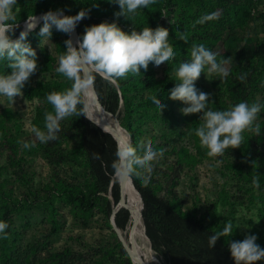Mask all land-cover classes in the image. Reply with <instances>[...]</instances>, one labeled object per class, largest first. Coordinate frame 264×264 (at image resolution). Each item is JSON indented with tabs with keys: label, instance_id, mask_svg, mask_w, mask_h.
Segmentation results:
<instances>
[{
	"label": "rangeland",
	"instance_id": "rangeland-1",
	"mask_svg": "<svg viewBox=\"0 0 264 264\" xmlns=\"http://www.w3.org/2000/svg\"><path fill=\"white\" fill-rule=\"evenodd\" d=\"M48 1L56 10L61 9L60 3L68 0ZM45 2L17 0L14 6L16 23L25 20L24 16L32 10L43 12ZM260 6L261 2L255 0L252 16L235 34L230 30L222 35L197 34L198 38H208L209 44L199 43L197 39L188 44L190 48L203 44L217 53V61H229L225 65L229 71L226 78L207 75L205 69V75L202 73L196 82L198 89L211 94L208 107L226 110L239 102L260 103L261 111L253 124V128L259 125V135L255 131H245L239 148L226 149L222 157H208L195 136V129L202 124L200 114L183 115L180 109L186 105L168 99L169 93L161 99L166 105L162 113L156 105L147 115L137 112L133 125L145 146L150 144L157 152L163 150V156L153 162L151 174L159 183L158 195H167L171 178L180 168L172 187L183 200L184 210L196 209L216 231H222L231 221L232 236H225L228 241L242 240L249 233L257 235L256 243L264 248V63L259 60L264 51V10ZM163 17L172 22L175 13L164 10ZM66 39V34L53 30L51 39L35 36L28 40L37 52L38 71L26 85L43 83L47 91L54 86L57 92L71 86L70 81L56 72L59 56L65 52L63 42ZM190 51L175 53L173 60L159 67L153 64L156 77L175 78L174 69L190 60ZM240 63L249 65L257 74V80L251 86L247 83L245 91L233 87L239 80ZM25 89L26 86L22 89L23 95L16 97L14 103L0 96V197L16 205L9 238L11 247L5 252L0 241V264H129L118 240L128 254L129 251L114 221L111 224L104 211L106 202L99 198L97 206L86 212L69 204L62 192L65 186H82L93 181L85 153L79 148L76 115L62 120L60 126L63 128L59 132L73 126L76 135L40 143L31 127L44 130V123H37L38 109L44 104L50 112L53 109L46 100L47 95L30 98ZM143 94L147 96L150 91L144 90ZM25 142L34 143V146L25 148ZM138 154L142 155L143 149ZM217 160L221 163L217 164ZM176 167L177 170H173ZM254 177L259 181V188L252 183ZM158 256L163 264H171L160 254Z\"/></svg>",
	"mask_w": 264,
	"mask_h": 264
},
{
	"label": "clouds",
	"instance_id": "clouds-1",
	"mask_svg": "<svg viewBox=\"0 0 264 264\" xmlns=\"http://www.w3.org/2000/svg\"><path fill=\"white\" fill-rule=\"evenodd\" d=\"M156 0H115L120 11L114 16L128 18L138 9L148 8ZM17 0H0V59L7 61L11 70L6 75H0V96L7 97L11 102L22 96V89L29 82L30 77L38 71V56L36 50L27 42L29 32L40 26L38 36L51 39L53 29L66 34L69 38L63 43L65 52L59 56L56 72L71 82V86L62 92L53 91L46 96L47 102L52 106L53 112L44 114V130L32 126L31 132L40 143H48L57 139L61 131L60 122L73 115L84 116L92 120V113L86 98L95 97L94 80L99 76L105 81L115 83L128 74L139 75L141 69L147 72L149 64L159 67L168 63L175 57L174 47L169 43V30L157 26L155 29L144 27L137 31H123L116 22L107 21L85 26L82 35L73 39L77 25L89 17L90 9H81L76 15H65L64 9L48 10L29 20L38 21L31 28H23L19 36L13 38L20 24L16 23L14 6ZM218 19V13L205 14L195 21L204 24ZM187 43V37L179 34L178 37ZM40 43V40H39ZM228 60L217 61V53L207 49L203 44L192 45L190 60L182 62L174 69L175 86L169 89L168 99L180 101L186 105L180 111L183 115L200 114L202 124L195 129L202 148L208 157H222L225 150L239 148L243 142L245 131H255L260 134V127L253 128L254 121L261 111V104L253 102H239L226 110H212L208 107L211 94L205 93L196 87L201 74L217 75L221 79L229 75L225 65ZM243 81L245 76H240ZM153 104L162 111L166 105L157 96L150 97ZM78 106L79 107L78 109ZM25 148L33 144L24 143ZM143 154L137 152L130 139L119 144L116 151V160L113 169L116 176L128 179L132 176L140 179L142 185L147 187L151 182L154 170L153 162L158 156H163V150L154 151L150 144L143 142L138 145ZM99 159V156H96ZM221 161L217 160V164ZM253 185L259 188V181L253 178ZM8 225L0 221V238L7 239ZM233 224L227 222L222 231H217L208 238L209 248H213L221 237L232 236ZM258 237L246 233L242 240L228 242V250L234 264H256L264 260V248L256 243Z\"/></svg>",
	"mask_w": 264,
	"mask_h": 264
},
{
	"label": "trees",
	"instance_id": "trees-1",
	"mask_svg": "<svg viewBox=\"0 0 264 264\" xmlns=\"http://www.w3.org/2000/svg\"><path fill=\"white\" fill-rule=\"evenodd\" d=\"M45 1V6L41 11L55 9L51 1ZM114 2L115 0H68L66 3H60L59 7L64 9L68 15H76L81 9H90L89 17L78 24L79 36L83 34L85 26L105 21L116 22L118 27L126 32H131L133 28L139 31L144 27L155 29L157 26H161L169 30V43L174 47L175 53L185 54L190 51L191 48L188 44L193 42V39H197L199 43L209 44L208 38L204 36L198 38L197 34L222 35L226 30L235 34L238 27L245 24L252 16V7L255 4V0H156V3L148 8H141L135 14H129L127 19L123 16L117 19L114 13L120 9ZM164 10L175 13L172 22L163 17ZM212 12L218 13V19L204 24L195 23L201 16ZM36 14L38 11L32 10L24 16L25 20L19 22L21 25L14 37L19 34L24 22ZM40 26L42 25L29 32L27 42L38 36ZM53 30L55 31V29ZM181 33L186 35L187 43L178 38ZM261 55L262 59L259 60L264 63V51H261ZM10 71L7 61L0 59V73L8 74ZM238 74L239 80L233 85L234 88L240 87L245 91L247 83H250L249 86H251L257 80L256 72L247 64L240 63ZM242 75L245 76L243 81L240 79ZM96 83L104 102L114 113H119L122 124L131 134L132 145L137 147V152H139L141 148L138 145L143 141L139 137L137 128L133 125V120H136L135 113L147 115L149 110L155 107L150 97L157 96L159 99H163L169 93V89L173 87L175 78H157L153 64L150 63L147 72L141 69L139 75L130 73L115 83L105 81L98 75L95 76V91ZM144 90H149L150 94L144 96ZM53 91H57V88L52 86L47 91L46 84L43 83L35 86L28 84L25 89L26 95L30 98L45 96ZM79 107L81 106H78V109ZM45 112H50L47 104L38 109V124L44 123ZM76 117L80 135L79 148L85 153L86 166L93 181L82 186L63 187L62 192L65 199L78 209L89 212L97 206L99 198H102L106 202L104 211L111 224L113 220L120 228H125L130 219L131 209L127 204V196L124 195L122 185L117 180L113 182L115 173L112 165L116 160L118 143L112 137L114 136L112 133L107 131L112 136L105 134L84 116L76 115ZM2 128L5 132V127L2 126ZM74 135L76 133L73 131V126H70L67 131L59 134L57 140L60 141ZM12 142L17 144L15 141ZM97 155L99 159L96 158ZM179 165L182 166V162ZM173 170H177V167ZM179 171L180 168L178 173L172 176L167 195L157 194L159 183L153 175L147 187L142 185L140 179L132 176L144 199L143 216L153 248L158 255L163 256L171 264H234L228 250L229 241L225 237H221L213 248H209L208 238L217 231L207 223L204 216L197 214L196 209L192 212L183 209V200L172 187L177 182L175 180ZM163 173L171 175L167 171H163ZM107 194H112L113 198L111 199ZM15 210V204L0 197V221L6 222L8 225L7 239L0 238L3 248L6 249H4L5 252L7 248L11 247L9 238ZM118 244L123 254L126 255L128 263L133 264L130 254L119 240ZM256 264H264V260L258 261Z\"/></svg>",
	"mask_w": 264,
	"mask_h": 264
},
{
	"label": "bare ground",
	"instance_id": "bare-ground-1",
	"mask_svg": "<svg viewBox=\"0 0 264 264\" xmlns=\"http://www.w3.org/2000/svg\"><path fill=\"white\" fill-rule=\"evenodd\" d=\"M42 13L44 12L31 17L39 16ZM33 21H35V19H27L23 26H29ZM77 36H79V34L76 28L72 38L75 39ZM95 94V97L85 99V104L88 105L89 111L92 113V118L95 116L99 117L104 129L110 133H114L113 135L116 137L119 144L127 141L128 134L125 133V135H123L121 132L119 133V123L117 119L105 112L104 106L99 101L96 91ZM115 180L122 185L124 195H128L129 197L128 204L131 209V215L127 226L125 228H120L115 222L114 223L115 228L120 234L119 236L131 255L132 261H135L136 264H163L162 260L151 245L143 223V201L140 191L136 189L131 178L121 179L115 175L113 182H115Z\"/></svg>",
	"mask_w": 264,
	"mask_h": 264
},
{
	"label": "water",
	"instance_id": "water-1",
	"mask_svg": "<svg viewBox=\"0 0 264 264\" xmlns=\"http://www.w3.org/2000/svg\"><path fill=\"white\" fill-rule=\"evenodd\" d=\"M64 14L65 15H68L67 14V12L65 11L64 12ZM36 23H38V21L37 20H35V21H33V23H31L29 26H23L22 28H21V30H23V28H31V27H33ZM18 24H20L21 25V23H18ZM38 27V26H37ZM36 27V28H37ZM35 28V29H36ZM77 29H78V31H79V26L77 25V27H76ZM31 32V31H30ZM80 33V32H79ZM19 36V34L16 36V37H18ZM16 37H14V38H16ZM96 91H97V96H98V99H99V101L102 103V105L104 106V110H105V112L108 114V115H110V116H112V117H114V118H116L117 119V121H118V123H119V133L121 132L123 135H125V133H127L128 134V139L127 140H129L130 139V142H132V137H131V134H130V132L128 131V129L126 128V127H124V125L122 124V120H121V118H120V116H119V113L117 112V113H114L110 108H109V106L104 102V100H103V98H102V96H101V93H100V91H99V89H98V85H97V83H96ZM92 120H93V123L102 131V132H104L105 134H107V135H110V136H112L110 133H108L105 129H104V126H103V124L101 123V121H100V119H99V117H97V116H95L94 118H92ZM112 134H114V133H112ZM116 141H117V143H118V145H119V142H118V140L116 139V137H114V136H112ZM125 138V137H124ZM131 181H132V183L134 184V186L136 187V185H135V182H134V179H133V177H131ZM136 189H138L137 187H136ZM142 195V194H141ZM142 206H143V209H144V199H143V196H142ZM142 219H143V223H144V226H145V229H146V231H147V228H146V224H145V220H144V216H143V211H142ZM147 235H148V238H149V240H150V242H151V245H152V241H151V239H150V237H149V234H148V231H147ZM134 262V264H136V262L135 261H133Z\"/></svg>",
	"mask_w": 264,
	"mask_h": 264
},
{
	"label": "built area",
	"instance_id": "built-area-1",
	"mask_svg": "<svg viewBox=\"0 0 264 264\" xmlns=\"http://www.w3.org/2000/svg\"><path fill=\"white\" fill-rule=\"evenodd\" d=\"M258 1H260V2H261L260 9L262 10V8H263V10H264V0H258Z\"/></svg>",
	"mask_w": 264,
	"mask_h": 264
}]
</instances>
